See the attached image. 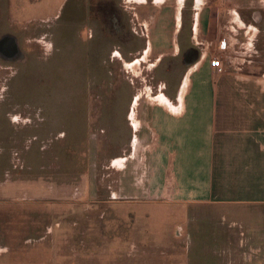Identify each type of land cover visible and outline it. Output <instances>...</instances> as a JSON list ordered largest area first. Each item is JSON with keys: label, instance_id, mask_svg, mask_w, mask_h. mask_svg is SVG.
<instances>
[{"label": "rangeland", "instance_id": "rangeland-1", "mask_svg": "<svg viewBox=\"0 0 264 264\" xmlns=\"http://www.w3.org/2000/svg\"><path fill=\"white\" fill-rule=\"evenodd\" d=\"M203 1L211 32L235 7L264 19V0H0V39L12 35L23 56L0 55V264H110L127 251L215 264L221 249L225 264H249L263 251L216 207H119L105 190L106 152L125 133L118 121L107 136L104 113L126 112L151 75L126 61L138 64L155 15L175 8L187 31Z\"/></svg>", "mask_w": 264, "mask_h": 264}, {"label": "crops", "instance_id": "crops-1", "mask_svg": "<svg viewBox=\"0 0 264 264\" xmlns=\"http://www.w3.org/2000/svg\"><path fill=\"white\" fill-rule=\"evenodd\" d=\"M195 6L187 31L175 8L155 15L146 48L136 51L138 64L126 61L124 69L132 74L143 75L145 63L151 75L142 76L126 112L104 113L107 136L118 121L125 133L106 152L105 190L111 201L120 200L119 207L158 204L189 212L216 207L263 246L249 264H264V19L235 7L238 19L234 11L226 10L228 17L218 12L211 32L205 1ZM221 40L226 50H220ZM189 52L192 58L177 60ZM214 55L221 57L223 71L209 65ZM226 257L223 249L217 251L215 264H225ZM156 260L127 251L110 264Z\"/></svg>", "mask_w": 264, "mask_h": 264}, {"label": "flooded vegetation", "instance_id": "flooded-vegetation-1", "mask_svg": "<svg viewBox=\"0 0 264 264\" xmlns=\"http://www.w3.org/2000/svg\"><path fill=\"white\" fill-rule=\"evenodd\" d=\"M185 1V0H184ZM202 0H199V2H201ZM182 2H183V0H182ZM196 4H197V2H196ZM199 4V3H198ZM242 8V7H241ZM234 11V14H235V17L238 19V13L237 12H235V10H233ZM237 11V10H236ZM259 13V12H258ZM181 16H182V14H180ZM250 16L251 17H255V16H257V11H252L251 13H250ZM256 19V18H255ZM238 23H242L241 21L240 22H238ZM243 24V23H242ZM243 26V25H242ZM251 29H252V27H251ZM3 40V39H2ZM1 39H0V42L2 41ZM0 55H3V56H5V57H8L10 60H12V59H21V58H23V56H22V54L18 51V49H17V47L15 48V47H13L12 45H10L6 40H5V42L3 41L2 43H0ZM192 56H193V54L191 53V52H189V53H187L186 54V59H190V58H192Z\"/></svg>", "mask_w": 264, "mask_h": 264}, {"label": "built area", "instance_id": "built-area-1", "mask_svg": "<svg viewBox=\"0 0 264 264\" xmlns=\"http://www.w3.org/2000/svg\"><path fill=\"white\" fill-rule=\"evenodd\" d=\"M226 47H227V46H226L225 41H224V40H221V42H220V44H219V48H220V50H226V49H227ZM228 55H230V52H229V51L227 52L226 57H227ZM227 58H228V57H227ZM209 65H210L212 68H214V69H216L217 71H219V72L224 70V65H223V63H222V59H221V57H220L219 55H214L213 57H211V58L209 59Z\"/></svg>", "mask_w": 264, "mask_h": 264}, {"label": "water", "instance_id": "water-1", "mask_svg": "<svg viewBox=\"0 0 264 264\" xmlns=\"http://www.w3.org/2000/svg\"><path fill=\"white\" fill-rule=\"evenodd\" d=\"M5 40H6L10 45H12L13 47H15L16 42H15L14 37H12V36H5V37L3 38V40H2L0 43H2L3 41L5 42Z\"/></svg>", "mask_w": 264, "mask_h": 264}, {"label": "clouds", "instance_id": "clouds-1", "mask_svg": "<svg viewBox=\"0 0 264 264\" xmlns=\"http://www.w3.org/2000/svg\"><path fill=\"white\" fill-rule=\"evenodd\" d=\"M51 53V45H49L46 49L45 55H49Z\"/></svg>", "mask_w": 264, "mask_h": 264}]
</instances>
